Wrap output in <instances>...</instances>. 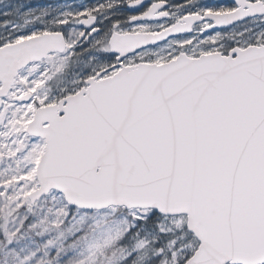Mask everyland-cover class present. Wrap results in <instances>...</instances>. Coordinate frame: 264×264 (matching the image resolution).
Listing matches in <instances>:
<instances>
[{"label": "snow or ice", "instance_id": "6c2138e0", "mask_svg": "<svg viewBox=\"0 0 264 264\" xmlns=\"http://www.w3.org/2000/svg\"><path fill=\"white\" fill-rule=\"evenodd\" d=\"M0 264H264V0H0Z\"/></svg>", "mask_w": 264, "mask_h": 264}, {"label": "flooded vegetation", "instance_id": "af4514ba", "mask_svg": "<svg viewBox=\"0 0 264 264\" xmlns=\"http://www.w3.org/2000/svg\"><path fill=\"white\" fill-rule=\"evenodd\" d=\"M85 2H87V0H85Z\"/></svg>", "mask_w": 264, "mask_h": 264}]
</instances>
